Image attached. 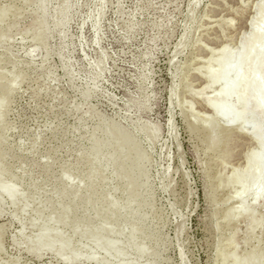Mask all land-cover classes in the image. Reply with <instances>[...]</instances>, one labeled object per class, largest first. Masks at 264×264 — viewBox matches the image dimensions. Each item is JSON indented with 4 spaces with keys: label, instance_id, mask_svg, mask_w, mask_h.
Instances as JSON below:
<instances>
[{
    "label": "rangeland",
    "instance_id": "rangeland-1",
    "mask_svg": "<svg viewBox=\"0 0 264 264\" xmlns=\"http://www.w3.org/2000/svg\"><path fill=\"white\" fill-rule=\"evenodd\" d=\"M258 3L264 10V0H0V183L20 196L14 205L0 191V264H264V201L241 208L233 182L253 173L261 148L250 123L230 126L203 101L222 84L207 79L220 46L237 58L242 39H256ZM101 139L110 151L132 144L97 162ZM140 158L143 177L123 166ZM75 193L81 232L128 221L113 227L114 248L74 236L83 251L71 261L57 247L29 248ZM58 234L72 236L59 225L51 241Z\"/></svg>",
    "mask_w": 264,
    "mask_h": 264
},
{
    "label": "bare ground",
    "instance_id": "bare-ground-1",
    "mask_svg": "<svg viewBox=\"0 0 264 264\" xmlns=\"http://www.w3.org/2000/svg\"><path fill=\"white\" fill-rule=\"evenodd\" d=\"M260 8L261 4L258 3L256 11L263 10V7ZM252 24L256 39L254 41L242 39V51L237 58H233L232 55H230L228 47L225 44L220 46L219 51L222 54V58L218 63V72L216 74L213 71H209L207 79L211 86L219 82L222 84L216 97L203 100L208 110H211L217 117L223 119L230 126L236 125L237 128H242L244 124L250 123L253 129L251 138L261 148V155L257 156L250 163L253 173L246 178L235 176L233 179L234 183H241L243 185L239 204L240 207L244 209H248L247 207L250 208V205L247 206V199H251L253 203L264 201V20L260 24L258 23L255 25L254 21ZM231 74H233L235 78L233 81L228 80ZM205 89H207V87ZM233 96L237 98V105H233L230 102ZM237 106L240 107V111L235 110ZM208 138L209 143H211L212 136L210 135ZM108 143L110 144L109 139H101L95 142L93 152L97 162L113 163L119 149H122V152L126 153L132 141L125 140V142L121 144L116 143L112 146L111 151L110 145L109 147L107 146ZM145 161L144 158H140L139 163L130 160L128 161L129 164L124 162L123 166L129 167L134 164L137 168L138 175L143 177L145 174ZM90 169L91 171L94 170V163H92ZM132 177H134V175ZM132 187V193L126 197V201L128 202H130L131 199L136 202L139 195L138 182L132 184ZM0 191L7 195L14 205H16V202L20 199L19 194L11 185L0 183ZM242 196H245V198H242ZM80 201L81 199L78 197L77 193H75L67 206L61 210L50 212L46 216L45 224L37 239L34 242L28 243L29 248L39 249L43 246H49L51 248L57 247L63 259L71 261L77 258L83 251L82 248L74 243L73 237L79 236L82 239L90 241L96 248H102L106 251L110 249L111 251L114 248V242L112 240H115V238L112 237L113 227H115L117 223L128 221H125L123 216H119L117 219L111 220L109 225L99 228L98 231L88 228L84 232H81L80 227L87 218L86 216L76 215ZM126 208V204H124L122 209ZM20 210L23 211L24 208H20ZM111 210V206H109L108 211ZM71 215H74L73 218L70 217ZM141 220L142 208L139 205L138 209H135L133 213V219H131L128 224H130L133 231H138L139 222ZM36 224L37 219L31 220L30 225L32 227H35ZM59 225H63L69 229L72 236L58 234L56 235L55 241H51V236ZM104 235L107 239L103 240ZM137 246L138 241L135 239L131 242V248L135 249ZM124 251V248H122L114 258L121 259ZM87 255L90 259L99 262L91 253L87 252ZM146 257L149 258L150 255L145 254V252H140V260ZM156 263L157 261L152 259L151 264ZM250 263L251 261H247L245 264Z\"/></svg>",
    "mask_w": 264,
    "mask_h": 264
}]
</instances>
